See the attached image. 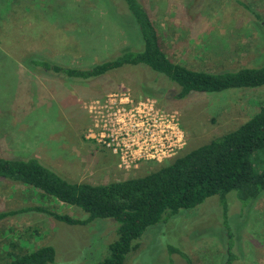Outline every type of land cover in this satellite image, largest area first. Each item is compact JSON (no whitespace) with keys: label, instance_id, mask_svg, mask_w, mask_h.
<instances>
[{"label":"rangeland","instance_id":"1","mask_svg":"<svg viewBox=\"0 0 264 264\" xmlns=\"http://www.w3.org/2000/svg\"><path fill=\"white\" fill-rule=\"evenodd\" d=\"M141 1L171 60L208 72L264 65V0ZM124 6L121 0H0L1 157L33 156L71 182L109 184L160 169L236 130L264 106V86L172 100L169 82L161 78L160 87L152 86L153 74L143 68L125 67L82 83L43 74L28 63L36 55L58 65L88 68L139 46ZM145 83L159 98L146 96ZM123 89L176 115L184 142L173 159L122 171L108 150L87 139L85 103ZM257 163V170L264 167V160ZM219 198H208L149 228L126 264H189L169 247L192 264H225L228 250L235 254L233 264H264V196L250 206L232 192L225 197L228 212ZM38 208L87 218L33 187L0 179V213L12 214L0 219V264L45 245L56 250L54 264H98L106 256L105 248L116 237L113 221L68 225L32 210Z\"/></svg>","mask_w":264,"mask_h":264},{"label":"trees","instance_id":"2","mask_svg":"<svg viewBox=\"0 0 264 264\" xmlns=\"http://www.w3.org/2000/svg\"><path fill=\"white\" fill-rule=\"evenodd\" d=\"M121 1L135 28L139 46L121 50L88 68L58 65L36 55L28 57V63L43 74L53 73L82 83L97 81L125 67L143 68L153 74L152 86L160 87L163 84L161 78L169 82L168 96L172 100H183L194 93H220L264 86V65L232 72H208L171 60L161 47L159 30L142 1ZM144 91L146 96L159 98V94L147 84ZM259 160H264V106L236 130L178 156L142 177L100 185L77 183L69 181L36 157L0 156V179L33 187L87 214V218L81 220L50 210L32 209L59 222L86 226L98 219L113 221L111 227L116 228V237L105 248L106 256L98 264H126L128 258L140 249L141 239L149 228L167 222L182 210L201 206L208 198L219 196L228 212L225 197L236 192L241 202L253 206L264 196V167L259 171L255 166ZM10 215V212H2L0 219ZM169 249L192 264L178 249ZM226 256L225 264H233L235 254L232 250L226 251ZM55 259V248L45 245L4 264H54Z\"/></svg>","mask_w":264,"mask_h":264},{"label":"built area","instance_id":"3","mask_svg":"<svg viewBox=\"0 0 264 264\" xmlns=\"http://www.w3.org/2000/svg\"><path fill=\"white\" fill-rule=\"evenodd\" d=\"M84 108L87 139L108 150L122 171L143 162L169 161L183 147L176 115L159 110L154 100L135 98L129 89L86 102Z\"/></svg>","mask_w":264,"mask_h":264}]
</instances>
